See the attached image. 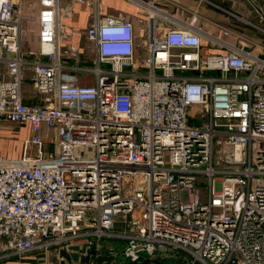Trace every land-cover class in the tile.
I'll return each mask as SVG.
<instances>
[{"label":"built area","instance_id":"built-area-1","mask_svg":"<svg viewBox=\"0 0 264 264\" xmlns=\"http://www.w3.org/2000/svg\"><path fill=\"white\" fill-rule=\"evenodd\" d=\"M25 1L37 30L22 47ZM134 1L140 41L130 19L94 5L86 59L59 21L69 6L0 0V124L30 128L19 158L0 156V264L102 251L115 236L131 261L172 248L185 264H264V26ZM157 18L170 25L156 31ZM206 43L220 50L204 55ZM25 70L38 103L22 100Z\"/></svg>","mask_w":264,"mask_h":264},{"label":"crops","instance_id":"crops-1","mask_svg":"<svg viewBox=\"0 0 264 264\" xmlns=\"http://www.w3.org/2000/svg\"><path fill=\"white\" fill-rule=\"evenodd\" d=\"M155 4L156 7L164 10L166 13L182 19L188 18L193 12L203 16L209 20L220 22L224 25L234 24L235 17H241L249 20H256V10L247 0H146ZM262 9H264V0H257ZM62 8L67 5L70 7L69 16L61 14L59 21L63 28L70 32L71 39L69 42L75 46L80 45L81 33H85V29L91 21L92 7L97 8L106 14H121L128 18L135 26V32L140 41L143 37L144 30L142 25L138 23L141 17L140 13L144 11L143 6H139L134 0H59ZM240 27L243 25L238 23ZM167 20L157 18L155 20L156 31L165 26H169ZM210 21H205V26L211 27ZM247 29V28H246ZM245 31V30H244ZM254 35V34H253ZM252 35V36H253ZM258 36V35H257ZM27 46V45H25ZM216 46L204 44L201 53L206 55L219 51ZM4 71V67L0 65V74ZM25 78L23 82L22 100L24 103H38L41 97L31 90V73L28 70L24 72ZM8 127V128H7ZM4 128L7 130L3 131ZM44 131L47 133L46 128ZM50 133V132H49ZM30 136V128L28 124L18 126L11 124H0V156L8 159L19 158L24 151V141ZM48 139V138H47ZM2 152V153H1ZM109 243L117 248H121L124 240L115 236ZM60 257L57 252L51 250L47 254L42 251H34L26 254L22 258H12L3 264H60Z\"/></svg>","mask_w":264,"mask_h":264},{"label":"rangeland","instance_id":"rangeland-1","mask_svg":"<svg viewBox=\"0 0 264 264\" xmlns=\"http://www.w3.org/2000/svg\"><path fill=\"white\" fill-rule=\"evenodd\" d=\"M29 2H33V1H25V3L23 4V8H22L23 22H22V27H21L22 30H21V35H20V42H21L22 47H24L25 45H28V44H31L32 46H34V43H35L34 35L36 34V30H37V22H36L37 3L36 4L34 3L31 5ZM252 21H256L257 24L264 26V23H260L257 20H252ZM249 28H251V29H249ZM249 28L246 29L244 27H241L243 34H245L247 37L258 38V39L260 37H263V35H262L263 33H257L256 31H254L256 29H254L250 26H249ZM80 35H81V37H80L79 43H80V48L83 51L82 56L86 59H89L91 56V52L87 47V41H86L85 37L83 36V33H81ZM23 91L24 90L22 87V92ZM5 130H7V129L4 128L3 131H5ZM44 147L50 151L53 149L52 143L50 144V143L46 142L44 144ZM181 254H183V253L178 251V249H172L171 248L168 250V252L165 256L161 257V260L165 264H185L183 259H181V260L178 259V258L182 257ZM176 257H178V258H176ZM14 258H16V257H14ZM3 263L4 262H2V264Z\"/></svg>","mask_w":264,"mask_h":264},{"label":"water","instance_id":"water-1","mask_svg":"<svg viewBox=\"0 0 264 264\" xmlns=\"http://www.w3.org/2000/svg\"><path fill=\"white\" fill-rule=\"evenodd\" d=\"M120 248H106L96 251L92 245L86 243L73 244L68 248L57 249V254L61 258L60 264H165L161 259H149L140 257L139 260L131 261L119 256Z\"/></svg>","mask_w":264,"mask_h":264}]
</instances>
